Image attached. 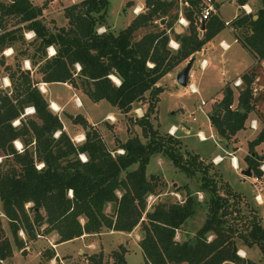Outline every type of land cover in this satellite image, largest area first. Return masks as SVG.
<instances>
[{"label":"trees","instance_id":"trees-1","mask_svg":"<svg viewBox=\"0 0 264 264\" xmlns=\"http://www.w3.org/2000/svg\"><path fill=\"white\" fill-rule=\"evenodd\" d=\"M180 1L184 5L179 10V0H144V10L116 33L105 21L107 0H78L64 6V25L53 28L43 21V5H33L30 0L0 1V53L5 48L15 50L17 42L24 43V31L33 34L16 50L13 64H5L0 54V65L9 82V88L0 89V152L4 156L0 212L18 248L25 242L17 237L18 229L29 238L55 232L58 243L102 228L129 232L138 225L143 261L137 264H258L236 253L235 237H240L244 245H256L264 260V219L261 222L252 218L244 232L227 222V198L216 193L213 178L206 175L197 156L182 158L175 148L179 140L168 135L166 139L172 145L167 144L149 122L162 91L156 85L158 80L201 50L226 26L240 47L255 61L264 62V0H258L255 10L247 13L242 6L249 0H233L239 11L226 25L215 11L219 5L211 2L212 10L202 20L200 31L199 16L205 3ZM179 11L187 25L176 32L173 25ZM9 19H14L11 25ZM160 19L164 22L158 25ZM98 27L104 30L97 32ZM141 29L146 30L137 36ZM169 39L177 43L175 49L169 47ZM47 48L53 50L49 55ZM21 60L27 61L33 71L22 69ZM33 73L38 79L32 77ZM237 78L241 86L236 105L232 107L233 92L225 84L215 103L216 112L208 114L209 125L223 140L243 129L247 114L254 110L253 72H243ZM38 82L68 84L80 89L91 102L104 100L120 111L145 98L144 113L135 122L146 142L132 135L108 149L85 119L75 116L73 121L83 125L84 134L83 140L74 144L58 116L48 108ZM28 107L32 108L33 118L23 120L20 115ZM16 119L19 124L11 125ZM16 139L22 143L19 152L11 144ZM263 139L264 120L255 137L247 142L245 159L253 177L261 174L257 163L263 161V156L253 153V147ZM118 149L122 152H115ZM158 152L186 174L201 173L197 191L205 195V216L190 236L176 238L175 233L199 205L195 193H183L179 200L147 204V197L157 194L161 186L155 175L145 174L149 157ZM80 154L84 161L79 159ZM26 202L31 204L25 207ZM125 252L126 247L120 243L107 254L101 250L88 253L84 264H131ZM11 254V241L0 222V259ZM53 255L51 249L45 252L46 259Z\"/></svg>","mask_w":264,"mask_h":264},{"label":"rangeland","instance_id":"rangeland-1","mask_svg":"<svg viewBox=\"0 0 264 264\" xmlns=\"http://www.w3.org/2000/svg\"><path fill=\"white\" fill-rule=\"evenodd\" d=\"M0 1L5 2L6 0ZM30 1L36 6L43 5L42 18L49 28L64 25L62 8L72 2V0ZM107 1L105 21L109 30L113 33L125 27L135 14L144 10V7H142L144 0ZM203 2L204 0H201L202 4H204ZM211 2L220 5L219 12L225 20L230 19L239 11L236 4L230 0H211ZM249 2L251 5L252 3L257 4L258 0H249ZM182 5L184 4L179 0V10ZM136 6L140 7L136 8ZM250 9L254 11L253 8ZM215 11L217 12V10ZM179 16L180 11L178 12ZM13 21L14 19H9L8 25H11ZM156 23L161 25L159 21H156ZM185 28L186 26H182L177 21L173 25V30L176 32L183 31ZM103 30V27L97 28V32ZM145 30L137 31V36ZM221 33L229 44L228 48L223 50L226 47L219 44V37H216L211 45H203V51L195 52L192 55L193 62L188 73L186 87L178 86L175 83L174 76L185 65L188 58L158 80L156 85H160L162 91L157 95L154 108L149 115V122L167 144L169 143L166 139L168 135L179 140L175 148L178 149L182 158L189 159L192 155L197 156L196 161H200L201 167L206 169V175L213 178L216 193L227 198V222L239 232H244L252 218L256 217L261 222L264 219L263 211L257 205L260 200L255 197L256 193H264V172L258 175L257 180L253 179V175L247 177L239 173L241 169L248 166L245 159V156L248 155L247 142L255 137L264 120V62L255 61L239 47L237 41L236 44L231 42V38L234 37L231 30L227 32L224 29ZM22 37L24 43L17 42L15 50L5 48L1 51L0 54L4 57L5 64H13V56L16 50L21 49L27 41L31 40L33 34L24 31ZM169 40L175 42L172 39ZM52 51V48H47L46 54L49 55ZM202 58L205 59V66L200 69L199 64ZM20 65L22 69H28L30 72L34 69L25 60H21ZM243 72H253L255 77L251 85L253 88L254 110L247 114L243 129L237 131L227 140H223L216 136L215 129L209 125L208 114L212 110L216 112L214 109L215 103L221 98V89L225 84H228L233 92L232 107L236 105L235 97L241 84L235 86L234 81ZM32 77L38 79V75L34 73ZM189 83L193 84L195 92L189 91ZM44 84L46 83L38 82L37 87L47 101L48 108L58 116L63 130L74 144L80 143L84 134L83 125L73 121L75 116L83 117L87 124L98 133L108 149L114 148L116 144L123 142L132 135H136L142 143L146 142L140 125L135 122L144 113L146 108L145 98L133 102L127 110L120 111L104 100L91 102L80 89L72 88L68 84L49 83L47 88ZM5 88H9V82L3 72V65H0V89ZM50 99L57 101L55 102L56 107H53V102L48 101ZM76 101H79V104H76ZM20 117L23 120L33 118L32 108L24 109ZM251 121L254 122L255 128L249 126ZM18 124L17 119L11 122V125ZM171 127L174 128L173 133L168 132V129H172ZM198 133L206 138L204 140L199 139ZM55 135L56 133L52 134L53 137ZM209 135L211 137H208ZM11 144L16 151L22 150V143L19 140L16 139ZM253 151L256 155L263 156V161L257 163L258 165L262 164L264 162V139L253 147ZM112 152L114 153V151ZM218 156H221L222 160L215 163L213 159L216 158L218 161ZM230 156L235 157V160H232L233 162H231ZM3 157L0 152V167H2ZM235 161H237V168L233 169L231 163L234 164ZM134 166L132 165L131 168ZM145 174L146 176L155 175L160 182L159 184H161L157 194L147 197V204L156 200H179L182 198L183 193H195V197L200 203L177 229L175 237L183 238L193 234L203 221L206 210L205 195L203 192L197 191L201 183V173L196 171L192 175L186 174L174 167L162 152H158L149 157L145 166ZM30 204V202H26L25 207ZM27 210L28 214L31 215V210ZM0 222L3 233L11 241L13 251L9 260H3L4 264H36L38 262L44 264H84L85 256L88 253L101 250L104 254H107L111 249L117 248L120 243L126 247L124 257L128 263L137 264L143 261L142 252L138 246V238L141 235L138 225L129 232L102 228L99 232L83 233L72 240L62 241L59 245L55 242L57 237L55 232L37 233L34 238H29L24 231H22L23 236H21L18 229L16 232L17 237L25 241L21 248H26V252L21 254V248L13 243L6 217L1 212ZM40 229L41 227L37 232ZM234 239L237 247L244 245L240 237ZM50 249L54 255L46 259L45 252ZM238 252L237 248L236 253L238 254ZM248 257L258 261V264H264L256 245L251 246ZM221 264L236 263L223 261Z\"/></svg>","mask_w":264,"mask_h":264},{"label":"built area","instance_id":"built-area-1","mask_svg":"<svg viewBox=\"0 0 264 264\" xmlns=\"http://www.w3.org/2000/svg\"><path fill=\"white\" fill-rule=\"evenodd\" d=\"M204 3H205V6L202 8V10H201V12H200L199 21L204 20V19L206 18V16L208 15L209 10H212L211 0H204ZM242 8H243V6H242ZM243 10H244L246 13H247V12H250V10H247L246 8H243ZM177 22H178L179 24H181L182 26H186V25H187L186 20H185L181 15L178 17ZM227 23H228V21H224V24H225V25H226ZM234 41H235V40H234ZM171 42H172V41H171ZM171 42H170V40H169V43H168L169 47H171L172 49H175V48L177 47V43H176V42H172V43H171ZM204 66H205V59H202V60L200 61V64H199V68H200V69H203ZM234 84H235V86H238V85L240 84V80L237 78V79L234 81ZM188 88H189V91H190V92H195V91H196L195 88L193 87V84H191V83L188 84ZM75 103H76V104H79V101H76ZM200 103L203 104L202 102H200ZM199 109H200V107H199ZM249 126L255 128V124H254V122L251 121V122L249 123ZM171 128H172V127H171ZM173 130H174V128H172V129H168V132L173 133ZM198 136H199V139H201V140H204V139L206 138V137H204V136H203V137H200L199 133H198ZM208 137H211V135H209ZM116 152H117V153H121L122 150H121V149H118V150H116ZM78 157H79V159H80L81 161H84V160H85V157H84L83 154L78 155ZM218 158H219V160L221 159V157H218ZM233 159H235V157H234V156H230V160H231V162H233V161H232ZM213 160H215V158H214ZM219 160H218V161H219ZM218 161H214V162L216 163V162H218ZM231 164H232V168L235 169L236 167H233V163H231ZM236 165H237V164H236ZM40 166H41V164L36 165L37 168H39ZM258 169H259L261 172H264V162H263L262 164L258 165ZM253 179H254V180H257V177H253ZM255 197H256L257 200H259V198H260V194H259V193H256V194H255ZM19 233H21V236H23V234H22V230H21V229H19ZM0 261H1V259H0Z\"/></svg>","mask_w":264,"mask_h":264},{"label":"crops","instance_id":"crops-1","mask_svg":"<svg viewBox=\"0 0 264 264\" xmlns=\"http://www.w3.org/2000/svg\"><path fill=\"white\" fill-rule=\"evenodd\" d=\"M78 1V0H77ZM230 1H233V0H230ZM73 2H75V1H73L72 0V2H70V3H73ZM234 2V1H233ZM69 3V4H70ZM136 4V3H135ZM138 4H140V3H138ZM68 5V4H67ZM142 5V4H141ZM66 6V5H65ZM258 6V3L257 4H253L252 3V5L250 4V2L248 1V3H246V4H244L243 5V8H246L247 10H250L251 11V9L250 8H253L254 10H255V8ZM64 7V6H63ZM140 6H136V8H139ZM142 7H143V5H142ZM219 7H220V5H219ZM219 7L217 8V13H218V15L220 16V18L223 20V21H229V20H231V18L230 19H228V20H225V19H223L222 17H221V15H220V12H219ZM137 10H139V9H137ZM141 10V9H140ZM235 16V15H234ZM233 16V17H234ZM224 29H226L227 30V32L229 31V29L228 28H224ZM223 29V30H224ZM222 31V30H221ZM221 31L219 32V33H217L210 41H208L206 44H210L211 45V42L212 41H214L215 40V38L217 37H219L218 38V43L219 44H221L222 46H224V47H226L225 49H223V50H226L227 48H228V46H229V44L226 42V40H225V36L221 33ZM232 40H231V42H233V43H235L236 44V41H234V38H231ZM240 47V46H239ZM242 50H244L242 47H240ZM201 51H203V48L201 49ZM244 52L246 53V51L244 50ZM203 59V58H202ZM45 86H46V88L48 87V85H49V83H46V84H44ZM47 91V90H46ZM48 101H50V102H53L54 104H55V102H57L56 100H54V99H50V100H48ZM56 105V104H55ZM218 157H221V156H218ZM222 160V157H221V159L218 161V162H220ZM237 160V159H236ZM233 161H234V159H233ZM217 163V162H216ZM234 164H237V161H235L234 162ZM234 164H233V167H234ZM260 194V198H259V200H260V203H257V205H258V207L260 206L261 207V210L263 211V215H264V193H259ZM259 207V208H260ZM64 242V241H63ZM57 245H59L60 244V242L59 243H56ZM252 246V245H251ZM251 246H247V245H239L237 248H238V254L240 255V256H243V257H246V258H248V259H250L249 257H248V254H249V251L251 250ZM13 252V251H12ZM259 258V257H258ZM9 260L10 259V256L9 257H7V258H2L1 259V261H0V263L1 264H4L3 263V260ZM251 260H253V259H251ZM253 261H255V260H253ZM255 262H257L258 263V261H255ZM222 263V262H221ZM220 263V264H221Z\"/></svg>","mask_w":264,"mask_h":264},{"label":"water","instance_id":"water-1","mask_svg":"<svg viewBox=\"0 0 264 264\" xmlns=\"http://www.w3.org/2000/svg\"><path fill=\"white\" fill-rule=\"evenodd\" d=\"M164 22L163 19H160L159 20V23L162 24ZM201 23V27L199 28L200 30L202 29V24H203V21H200ZM192 62H193V57L190 56L188 57V60L187 62L185 63V65L183 67H181L179 69V71H177L175 73V76H174V80H175V83L180 86V87H186L187 85V82H188V73L191 69V66H192ZM241 112H243V109L240 108L239 109ZM217 137L221 138L219 135H217ZM240 174L244 175V176H247V177H251V171H250V167L247 166L245 169H241L239 171ZM26 252V248H21L20 250V253L21 254H24Z\"/></svg>","mask_w":264,"mask_h":264},{"label":"bare ground","instance_id":"bare-ground-1","mask_svg":"<svg viewBox=\"0 0 264 264\" xmlns=\"http://www.w3.org/2000/svg\"><path fill=\"white\" fill-rule=\"evenodd\" d=\"M26 62H27V61H26ZM27 63H28V62H27ZM112 77H113V76H112ZM113 79H116V78H115V77H113ZM52 104H53V103H52ZM53 107H56V105H55V104H53ZM110 118H111V116H110ZM199 135H200V137H203V136H202V134H200V133H199ZM234 160H235V159H234ZM215 161H217V160H216V158H215ZM234 167H236V168H237V165H236V164H234Z\"/></svg>","mask_w":264,"mask_h":264}]
</instances>
